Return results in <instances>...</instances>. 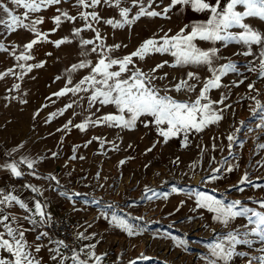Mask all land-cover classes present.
<instances>
[{"label": "rangeland", "instance_id": "374dc122", "mask_svg": "<svg viewBox=\"0 0 264 264\" xmlns=\"http://www.w3.org/2000/svg\"><path fill=\"white\" fill-rule=\"evenodd\" d=\"M6 3L7 0H0ZM145 4L147 0H144ZM170 4V0H155L152 8L162 12L163 8ZM10 8L13 6L8 5ZM120 8H129V18L134 16L139 9L132 6V0H121L120 7H115L102 0L101 4L95 8L82 9L76 6L75 0H61V3L51 5L39 13L32 14L31 18H42L43 23L38 25L39 31H64L72 33L75 28H82L85 21L79 18L81 11H96L104 20L112 19L120 21ZM14 13L21 15L23 9H13ZM238 11H244L242 5L237 6ZM61 12H68L71 16H77L76 21H63L57 26L54 21H50V16L56 17ZM209 14L194 12L190 6L177 5L165 16L148 17L143 16L133 25H125L123 28H113L103 22L93 23V27L99 30L106 46L121 45L119 49H114L111 55L122 58L135 51L146 39L163 36L165 32L174 35L186 25L203 23ZM0 19H7L6 15L0 12ZM66 22V23H65ZM91 22V21H90ZM27 23V22H25ZM244 23L252 29L264 34V20L257 17H248ZM190 29V28H189ZM233 33L241 31L238 28L231 29ZM28 32L24 28H18L10 32L4 25L0 24V44L5 50H0V73H5L9 69H14L15 74L6 75L0 79V159L11 160L9 153L14 148L15 139H18L19 128H22L18 120V96L21 88L16 72V52L12 48L18 43H22ZM85 32V39H95V33L91 30ZM99 43V41H96ZM198 47L208 49L216 47L220 49L218 55L222 57L214 61L216 66L234 61L238 72L228 73L222 77L221 87L213 88L209 91L208 98L211 101L223 103L213 104V110L222 116L216 123L209 124L203 131L197 133L192 131L187 139L183 135L171 137L166 143L164 138L158 134V129L154 123L145 126L150 117H141L135 127L131 130L121 127L99 126L93 133L96 140L103 145L110 146L105 151L107 160L103 164L104 180L95 182L93 194L87 199L78 200V207L83 210L81 214L73 215L65 206L60 205L55 208L54 215L58 209L70 215L71 219L78 221V233H84L87 239H76L86 245L96 244L94 251L102 256L101 264H206L202 259L209 255L207 245L215 242L217 235H222L242 224H246V218H238L228 228L212 221L211 213L204 209L195 208L194 193L206 191L214 194L217 198H225L226 202L241 200L247 207L255 208L257 211H264L252 201L264 200V187H254L264 185V148L259 145L264 144V129L256 128L259 117H253L250 109L255 107L251 96H256V90L260 92V99L264 102V79L257 77L255 72H249V62L253 56L237 55L246 50L240 43L230 42L227 47L223 42L215 44L208 41H195ZM19 45V44H18ZM126 45V47H124ZM91 46V45H90ZM253 51L258 55L259 47L252 46ZM136 66L144 72H149L157 64L167 61L163 68L158 69L156 76H165L164 79L153 81L159 88L171 89L173 85L181 79H187L188 72H194L200 78L189 81L195 84L194 91L170 90L167 94L180 101L191 102L199 95L205 80L210 78L206 66H178L170 67L174 63V58L170 54H151L144 60L134 58ZM17 66V67H15ZM258 67V60L256 62ZM245 77H247L245 79ZM244 80L243 83L239 81ZM254 83V90L250 91L248 85ZM239 84V86H235ZM164 94V93H162ZM203 103V101H202ZM97 108L100 110L97 111ZM222 110V111H220ZM94 115L117 114L112 105L94 106ZM17 115V116H15ZM245 122L241 125V122ZM240 129L237 133L236 129ZM125 129V130H124ZM251 129V130H250ZM235 134V142L231 144L229 152L228 135ZM27 138V136H24ZM113 147V148H112ZM215 147V150L213 148ZM9 151V153L7 152ZM4 155L6 157L4 158ZM99 160L102 156L98 155ZM227 159L233 167V171L226 169L229 165L222 164ZM102 161V160H101ZM124 161L123 164L120 162ZM12 162V161H11ZM6 162V163H11ZM3 161L0 162L2 166ZM222 168L220 173H213V169ZM99 169V168H98ZM9 171L0 167V173ZM98 173H101L98 170ZM247 173L253 184H244L240 187L244 191H237V185L244 174ZM102 174V173H101ZM212 175H217L218 179L211 180ZM103 177V176H102ZM7 179V180H6ZM0 179L1 186L7 187L13 184V175ZM209 181L204 183L203 181ZM10 188V186H9ZM177 191L173 192V189ZM231 189V191H228ZM6 190V189H4ZM11 190V189H7ZM150 190V191H149ZM212 190H215L213 192ZM2 191V190H0ZM3 192V191H2ZM155 193V195H153ZM147 197H152L148 199ZM183 202V203H182ZM113 207L109 208L108 206ZM103 209V210H102ZM177 209H179L177 211ZM89 211V212H88ZM116 211L117 215H127L130 217H142L141 221L131 219L133 225L140 224L139 235L129 237L125 232L110 223L111 213ZM88 212V213H86ZM92 213L101 214L97 222L93 224ZM51 214V215H53ZM50 215V216H51ZM191 218V220L189 219ZM251 227V226H249ZM77 231V230H76ZM215 233V234H214ZM177 240H185L186 245H178L171 237ZM49 249L46 251L47 261L39 264H60V259H53L56 250L60 252L57 243L46 238ZM253 243L251 247L238 245L236 252L245 253L244 256L235 255L229 264H249L251 257L264 255V241L250 237ZM47 244V243H46ZM48 246V245H47ZM61 253V252H60ZM141 253L150 257L148 261L139 260ZM81 259H87L85 255ZM73 264L69 259L67 263ZM88 264H93L91 260ZM252 264H259L258 260Z\"/></svg>", "mask_w": 264, "mask_h": 264}, {"label": "snow or ice", "instance_id": "6c2138e0", "mask_svg": "<svg viewBox=\"0 0 264 264\" xmlns=\"http://www.w3.org/2000/svg\"><path fill=\"white\" fill-rule=\"evenodd\" d=\"M102 0H75L76 6L82 9L95 8L101 4ZM105 3H109L115 7H120L121 0H104ZM61 3V0H7V4L0 2V12L6 15L7 19H0V24L4 25L10 32L16 31L18 28H24L35 35V39L24 45L25 53H21L16 56L17 61L27 62L34 59L30 54L34 45L41 41H47V33H43L38 30L37 26L44 21L42 18L32 19V14L39 13L47 7ZM155 0H147L145 4L144 0H132V6L137 7L139 11L129 18L130 9L120 8L119 16L120 21H114L112 19L104 20L96 11L79 12V18L85 21L82 28L73 29V36L80 37L82 31L91 30L95 33V39H83L81 38L79 43L82 48L81 55L87 57L90 53L96 55L95 63L92 60L83 59L79 63L73 64L69 73L75 72L80 69L89 68L88 75L83 76L78 83L72 87V79H67L66 85L60 91L53 95L62 97L71 93L72 95H78L79 93H87L88 107L92 108L97 104L100 106L112 105L116 109L117 114H105L97 117L95 120L89 116L84 122L75 125L76 128L81 131H86L91 126H108V127H121L126 129H133L138 120L141 117H150L151 120L145 123L148 126L149 123H154L158 129V134L164 138L166 143L171 137L177 135H183L185 139L190 132H201L209 124L216 123L222 119L220 114H217L216 110H213V104L223 103V97L220 101H211L208 98V93L213 88L221 87V79L228 73L238 72L237 65L234 61L229 60L227 63L216 66L214 61L221 59L218 55L220 49L211 47L208 49H202L197 46L195 41H208L213 44L216 42H223L227 47L228 43L235 42L245 46L246 50L237 53V55L253 56L254 59L249 62L248 71L255 72L257 77L264 79V34L255 31L248 24L244 23L248 17H257L264 20V0H170V4L163 8L162 12L155 10H149L152 8ZM8 5L13 6L10 8ZM177 5L190 6L194 12L209 14L208 18L203 23H197L192 25H186L180 32L169 35L165 32L163 36L152 37L143 41V43L133 52L122 58L113 57L111 55L114 49H119L121 45L106 46L104 44L103 37L98 29L93 27V23L97 24L103 22L111 25L113 28H123L125 25L131 26L143 16L157 17L165 16ZM242 5L244 11H238L237 6ZM13 9H23L21 15L14 13ZM75 22L77 16H71L68 12H61L60 15L54 17V23L59 26L63 21ZM91 21V22H90ZM27 22V23H25ZM190 28V30H188ZM238 28L241 31L233 33L231 29ZM99 41V43H96ZM68 38L53 42L56 47L64 43H71ZM91 45V48L88 46ZM256 45L260 51L257 55L252 46ZM126 47V45L124 46ZM0 50H5L3 45L0 44ZM170 54L174 58V63L168 65L170 67L178 66H206L210 78L204 81L203 87L199 91V95L195 100L191 102L180 101L167 93L170 90L180 91H194L196 85L190 84L191 80H199L200 78L194 72L187 73V79H181L175 85L169 88H159L153 84L154 80L164 79L165 76H156L155 73L158 69L163 68L167 61L157 64L149 72H144L136 66L134 58L144 60L151 54ZM258 60V67L256 62ZM18 67L22 70L18 79H23V76L32 69L43 67L42 63L34 65H26V63H19ZM15 74L14 69H9L5 73H0V79H3L6 75ZM60 77H57L59 79ZM247 77H245L246 79ZM244 80L239 81L243 83ZM254 83H250L248 88L250 91L254 90ZM235 86H239L236 84ZM15 88H19V85H15ZM164 93V94H162ZM260 92L256 90V96H251L250 99L254 101L255 107L251 108V114L253 117H259V123L256 124V128L264 129V102L257 99L260 96ZM84 97H82L83 99ZM203 101V103H202ZM73 104L69 103L63 110L60 111V115H63L64 111L72 108ZM100 109L97 108V111ZM222 111V110H220ZM57 115L53 113L50 115L49 120L53 116ZM94 115V114H93ZM71 124V121L68 122ZM245 122H241L243 125ZM68 127V124L64 126ZM251 130V129H250ZM240 129H236L238 133ZM235 134H230L227 137L229 141V152L231 153V144L235 142ZM93 140H100L98 137H93ZM92 141H88L91 143ZM101 146L104 141L101 140ZM87 146V145H85ZM260 148H264V144L259 145ZM215 150V147L213 148ZM56 153H53L55 156ZM75 158V157H73ZM36 161L22 158L19 162L5 163L0 167H4L11 172L14 177H21L23 173L20 171L21 165H26L29 170H32ZM121 164L124 161L120 162ZM222 164L229 165L226 171H233V167L229 164V161L225 159ZM213 173H220L222 168H215ZM35 176L34 172H31ZM40 179V177H36ZM44 179L55 180L54 176L44 177ZM218 179L217 175H212L211 180ZM204 183L209 181L205 180ZM58 183V181H57ZM253 184L248 174L245 173L241 177L239 183L235 185L237 191H244V188L240 185ZM254 187H264V185H255ZM31 189L32 192L42 194L41 189L33 187L31 185H25ZM150 191V190H149ZM177 189H173V192ZM215 192V190H212ZM228 191H231L229 189ZM61 196H78L79 193L68 194L67 192H61ZM155 195V193L153 194ZM195 208L204 209L208 213H211V219L213 222L228 228L238 218H246L247 223L232 228V230L222 235H217L215 242L207 245L209 255L202 257L206 261V264H229V261L235 255L244 256L245 253L236 252L238 245H247L251 247L253 241L250 237H254L260 241H264V211H257L255 208L247 207L241 200H233L226 202L225 198L221 194V198H217L214 194H209L206 191H197L194 193ZM152 199V197H147ZM183 203V202H182ZM258 208L264 209V200L252 201ZM13 205H18L20 209L24 210L28 215L23 219L30 220L33 225L36 224H50L51 217L47 215L46 204L36 202L34 209L29 208V205L23 200L19 199L16 195L8 192L4 193L0 191V250H4L10 253L11 260L0 259V264H39V261L35 258L31 248L34 247L36 253L41 251L39 245H31L26 241L25 230L19 227L20 217L14 214L6 212L5 209H11ZM113 207L112 205L108 206ZM179 209H177L178 211ZM33 217H39V220ZM136 219L141 221L142 217H130L127 215H117L116 211L111 213L110 223L114 227L125 232L129 237L139 235L141 232L140 224L133 225L129 221ZM191 220V218H189ZM12 225H17L13 227ZM251 226V227H249ZM215 234V233H214ZM46 235V233H41ZM79 238L87 239L84 233H80ZM40 239V236H37ZM171 239L177 242L178 245H186L185 240H177V237L172 236ZM59 247H67L63 241L56 242ZM96 244L86 245L77 253L73 250L70 259L73 264H88L91 260L93 264H101L102 256L96 254L94 249ZM264 252V249H261ZM81 254L85 255L87 259H81ZM59 257L60 264H64V261L68 259L66 255L61 254L58 249L56 250V256L53 259ZM139 260L148 261L151 258L141 253ZM258 260L259 264H264V255L258 257H251L249 264L252 261ZM130 264H136V261H131Z\"/></svg>", "mask_w": 264, "mask_h": 264}, {"label": "crops", "instance_id": "0c3cea01", "mask_svg": "<svg viewBox=\"0 0 264 264\" xmlns=\"http://www.w3.org/2000/svg\"><path fill=\"white\" fill-rule=\"evenodd\" d=\"M50 21L53 22L54 17L50 16ZM43 33L48 34L47 41H41L34 45L30 53L34 59L27 62L16 60L17 65L19 63H26V65L42 63L43 67H34L31 72L23 76V79H18L21 88V93L18 96V112L20 114L18 115L20 121L18 123H21L22 128H19V138L15 139L11 153L7 151L11 160L0 159V162L3 161L2 165L11 161L19 162L22 158L36 161V163L32 170H29L26 165H21L20 171L23 175L19 178L13 176V184L12 182L8 183L7 187L1 186V184L3 185L1 183L0 190L4 193L10 192L16 195L32 209H34L36 202L46 204L48 216L53 214L55 208L60 205L69 209L73 215H78L83 212L78 207V200L87 199V196L93 194L95 182L98 179L99 181L105 179L104 171L100 170V168H103V164L100 163L106 162L103 161L107 160L104 153L110 146H101L98 141L93 140V133L98 130L99 126L89 125L86 131H81L75 127V125L84 122L89 116L93 120L102 116L93 115L94 107H88L87 93L81 92L78 95L69 93L62 97L53 94L65 87L69 77L73 83L68 87H72L83 76L88 75L89 68L71 73L68 69L83 59L92 60L95 63L96 55L94 53H90L87 57L81 55L82 48L79 41L81 38L85 39V32H81L80 37L73 36V32L70 33L67 30L46 31ZM23 36L25 38L22 43H18L19 45L17 44L12 48L16 52V56L25 53L24 45L35 39L32 32H28ZM63 38H68L72 42L56 47L53 42ZM88 47L91 48V46ZM21 71L18 67L17 77ZM57 77L60 78L57 79ZM82 97L84 98L82 99ZM69 103L73 104L72 108L67 109L63 112V115H60V111ZM53 113L57 115L49 120L50 115ZM69 121H71V124L68 123ZM66 124H68L67 128L64 127ZM126 131L128 132L127 129ZM24 136H27V138ZM88 141L92 142L88 143ZM53 153H56V155L53 156ZM98 155L102 156V161L99 160ZM5 157L6 155H4ZM98 170L102 174L98 173ZM31 172H34L35 176L30 174ZM49 176H54L56 179H44V177ZM9 177L10 171L0 173V179ZM36 177H40V179ZM25 185L41 189L42 194L32 192ZM7 189L11 190L7 191ZM61 192L79 193L80 195L61 196ZM5 211L21 218L19 227L25 230L26 241L33 246L39 245L41 248L39 253L35 252L34 247L30 251L40 263L46 262L48 255L46 251L51 245L48 244L46 239L49 237L48 224L33 225L30 220L23 219L28 214L20 209L18 205H13L11 209H5ZM99 216H101L100 213L91 212L90 217H95L92 218L93 224L99 220L97 219ZM33 218L39 220V217ZM12 226L16 227L17 225ZM79 228L76 231V236L80 235L78 233ZM0 231H3V229L0 228ZM41 233H46V235H41ZM37 236H40V239H37ZM0 259L7 261L11 260L12 256L10 253L0 250Z\"/></svg>", "mask_w": 264, "mask_h": 264}, {"label": "built area", "instance_id": "2783aa9c", "mask_svg": "<svg viewBox=\"0 0 264 264\" xmlns=\"http://www.w3.org/2000/svg\"><path fill=\"white\" fill-rule=\"evenodd\" d=\"M51 223L47 225L49 231V240L63 241L67 247H59L60 252L63 255L69 257L64 261L67 263L70 259L73 250L77 253L83 248L82 244L76 239V230L78 226V221L71 219L69 214H66L63 210L58 209L57 214L50 216ZM83 254H81V257Z\"/></svg>", "mask_w": 264, "mask_h": 264}]
</instances>
